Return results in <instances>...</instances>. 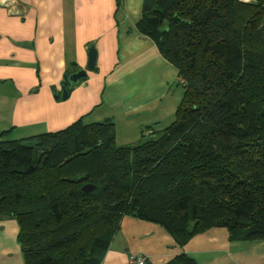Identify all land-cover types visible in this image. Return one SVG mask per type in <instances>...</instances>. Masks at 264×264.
<instances>
[{
  "label": "trees",
  "instance_id": "obj_1",
  "mask_svg": "<svg viewBox=\"0 0 264 264\" xmlns=\"http://www.w3.org/2000/svg\"><path fill=\"white\" fill-rule=\"evenodd\" d=\"M138 26L184 90L168 126L121 146L111 118L0 134V215L24 264H101L124 216L180 247L214 227L264 241V0H143Z\"/></svg>",
  "mask_w": 264,
  "mask_h": 264
},
{
  "label": "crops",
  "instance_id": "obj_2",
  "mask_svg": "<svg viewBox=\"0 0 264 264\" xmlns=\"http://www.w3.org/2000/svg\"><path fill=\"white\" fill-rule=\"evenodd\" d=\"M142 6L143 0H0V134L9 130L6 137L19 139L93 116L91 122L113 119L121 146L158 119L153 113L175 112L168 91L179 81L177 69L139 28ZM91 47L95 70L62 100L64 75L87 67ZM18 232L15 217L0 215V264H24ZM229 236L214 227L180 247L160 224L124 216L101 264H128L132 255L166 264L181 253L199 264H264V241ZM233 243L246 248L240 262Z\"/></svg>",
  "mask_w": 264,
  "mask_h": 264
},
{
  "label": "rangeland",
  "instance_id": "obj_3",
  "mask_svg": "<svg viewBox=\"0 0 264 264\" xmlns=\"http://www.w3.org/2000/svg\"><path fill=\"white\" fill-rule=\"evenodd\" d=\"M168 93L171 96V99L173 100V103L176 104V108H177V106L179 105V103H180V101H181V99L183 97V93H184L183 87L178 82V80L170 85ZM174 115H175L174 112L172 113V112H170V110H164L161 115H159L157 113H153L152 116L153 117H158V119L151 121L150 123L145 125V127L154 126L156 123H158V125L160 127L164 128V127L168 126L174 120ZM92 118H93V116L90 119H86V121L87 122H91ZM119 126H120V123H119ZM123 128L124 127H123V124H122V129ZM123 132H125L124 129H123ZM140 139H141V132H140V135H139L138 139H135V140L131 141V143H129V144L137 143ZM243 245L244 244L233 243L232 247H231V253H232L233 256L237 257V261L238 262H240V251H243V250L246 249L245 246H243ZM198 258L201 259L200 255H198Z\"/></svg>",
  "mask_w": 264,
  "mask_h": 264
},
{
  "label": "water",
  "instance_id": "obj_4",
  "mask_svg": "<svg viewBox=\"0 0 264 264\" xmlns=\"http://www.w3.org/2000/svg\"><path fill=\"white\" fill-rule=\"evenodd\" d=\"M97 51L95 47H91L88 52V63L85 69H79L69 75L65 74L62 81L61 94L59 95L62 100H66L69 97L70 90L87 79L88 72L95 70ZM95 185L87 183L82 187L85 192H91L95 189Z\"/></svg>",
  "mask_w": 264,
  "mask_h": 264
},
{
  "label": "built area",
  "instance_id": "obj_5",
  "mask_svg": "<svg viewBox=\"0 0 264 264\" xmlns=\"http://www.w3.org/2000/svg\"><path fill=\"white\" fill-rule=\"evenodd\" d=\"M147 257L143 255H132L128 260V264H146Z\"/></svg>",
  "mask_w": 264,
  "mask_h": 264
}]
</instances>
